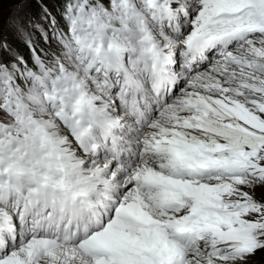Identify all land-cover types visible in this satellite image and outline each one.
<instances>
[{"label":"snow or ice","instance_id":"6c2138e0","mask_svg":"<svg viewBox=\"0 0 264 264\" xmlns=\"http://www.w3.org/2000/svg\"><path fill=\"white\" fill-rule=\"evenodd\" d=\"M0 264H264V0H0Z\"/></svg>","mask_w":264,"mask_h":264},{"label":"trees","instance_id":"16d2710c","mask_svg":"<svg viewBox=\"0 0 264 264\" xmlns=\"http://www.w3.org/2000/svg\"><path fill=\"white\" fill-rule=\"evenodd\" d=\"M55 0H49V4L51 5ZM21 51L25 52L26 50L23 48V46H21ZM28 55H30V53H28Z\"/></svg>","mask_w":264,"mask_h":264},{"label":"rangeland","instance_id":"374dc122","mask_svg":"<svg viewBox=\"0 0 264 264\" xmlns=\"http://www.w3.org/2000/svg\"><path fill=\"white\" fill-rule=\"evenodd\" d=\"M54 2H55V1H54ZM54 2H53V3H54ZM53 3H52V4H53ZM29 56H30V55H29Z\"/></svg>","mask_w":264,"mask_h":264}]
</instances>
